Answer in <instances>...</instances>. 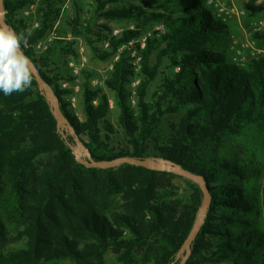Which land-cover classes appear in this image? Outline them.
I'll return each instance as SVG.
<instances>
[{"label":"trees","instance_id":"1","mask_svg":"<svg viewBox=\"0 0 264 264\" xmlns=\"http://www.w3.org/2000/svg\"><path fill=\"white\" fill-rule=\"evenodd\" d=\"M65 1L2 0L6 26L30 33L23 52L80 143L89 150L87 141L114 133L107 120L112 94L126 157L160 158L203 177L211 201L185 264H264V55L243 67L233 63L230 23L207 0H93L89 19L76 0L75 13L61 17ZM159 23L164 32L153 31L140 50L135 42ZM111 24L123 30L113 35ZM73 38L112 65L101 85H92L94 72H81V119L67 100L74 91L60 85L75 79L57 62L77 58ZM251 38L264 46V33ZM163 59L170 73L148 100ZM167 116L178 120L165 135ZM75 146L74 136L57 128L35 78L23 93L0 92V264H105L107 254L116 264H179L203 203L199 186L128 164L90 168L76 161ZM90 153L95 161L116 159Z\"/></svg>","mask_w":264,"mask_h":264},{"label":"rangeland","instance_id":"2","mask_svg":"<svg viewBox=\"0 0 264 264\" xmlns=\"http://www.w3.org/2000/svg\"><path fill=\"white\" fill-rule=\"evenodd\" d=\"M214 2L219 3L220 5H223L227 10L233 11V13H229L228 18L226 21H229L231 26V34L228 37V45H229V53L231 55H234V52L236 49H243L242 45L247 40L254 41V45L256 48H259L261 50H264V46H257L255 40H253L252 37V27L253 24L259 20L264 21V18L261 16L264 14V0H260L258 4H250L248 0H214ZM77 7L81 10L80 14L83 19H89L94 11V1L93 0H76ZM74 4L72 3V0H66L64 6L61 10V17L64 16H71L75 13ZM108 7V5H107ZM33 9V7H31ZM27 14V12H25ZM93 23L96 25H102L104 24V21L100 19H94ZM111 27H113V33L114 31H122L123 27H119L118 25L111 24ZM133 27L130 25V28ZM156 31L159 33L164 32V26L162 23L156 24L154 26H151L149 29L146 30V32L143 34V36L135 43L139 44V49L142 50L145 46L146 39L148 37H151L152 32ZM112 33V34H113ZM55 36L54 33H52L50 36L45 38L43 41H41V48H38V44L36 46L37 51H43L42 47L47 46L50 42H48V39ZM74 41V50L77 53V58H63L58 59L57 62L59 66L61 67L62 71L69 74L71 77L75 79V82L71 85L67 81H61L60 85L63 89L65 88H71L74 92L71 96L67 98V100L70 102L71 107L74 109V112L77 114V116L81 119L83 117L82 115V104H81V96H80V89L79 85L81 84V72L82 71H92L94 72L97 77L92 80V85H101L104 79L107 77L109 71L111 70V62H99L92 58V54L88 47L85 45V42L81 38H73ZM134 43H129V46H132ZM108 46L107 43L103 45L104 48ZM156 54L157 52H154L150 59V65L153 66L156 63ZM245 54H247V57H250V50L246 49ZM132 60V65L134 68L135 74H137L140 70V56L135 50L134 52L130 53ZM233 58V57H232ZM252 58V57H250ZM169 66L168 60L163 59L160 67L158 69L159 74L155 78V80L151 83L150 87L148 88V95L147 99L150 100L152 94H154L158 87L160 86L162 79L164 77V74L168 75L170 73V69L167 68ZM174 73L177 72V69L173 70ZM139 82V79L136 77L133 82L129 85V88L134 91L135 87L137 86ZM110 99V112L107 117V120L111 123L114 133L108 134L104 131H102L99 135H97L93 140L87 141L89 144V150L93 152V154L96 157H103V158H109V157H126L130 153V147L127 144L126 137L121 130L120 126L118 125V114L119 110L114 105L112 94L109 93ZM130 104L134 106L135 99L134 97L131 98ZM178 120V116H167L164 120L162 131L166 135L167 134V124L168 123H174ZM75 157H83L84 153L76 148L74 151ZM151 159H154L153 157H150ZM160 159V158H156ZM114 160V159H112ZM14 236V232L10 231V237ZM12 242V241H10ZM60 264H71L70 262H62ZM105 264H116L114 261V258L112 254H107L105 256Z\"/></svg>","mask_w":264,"mask_h":264},{"label":"water","instance_id":"3","mask_svg":"<svg viewBox=\"0 0 264 264\" xmlns=\"http://www.w3.org/2000/svg\"><path fill=\"white\" fill-rule=\"evenodd\" d=\"M5 18V12L3 8V2L0 0V27L8 29L4 22ZM33 75L34 78L37 82L38 88L40 91H42L45 99L47 102H49L50 107L52 109L53 117L56 120L57 123V128L62 131L65 130L66 132L68 131L71 135L74 136L75 139V147H72V150L74 151L76 148L80 149L83 153V157H75L76 161L79 164L85 165L90 168H113L116 167L120 164H128V165H133L136 167H143L145 169L153 170V171H162V172H169L173 173L175 175L181 176L189 181H192L196 183L199 186V189L201 190L203 194V203L201 205V208L199 210V213L197 215V219L195 221V224L193 225L191 231L189 232L182 248L180 251V254L182 255L181 261L179 264H185L186 260L188 259L191 250L190 246L198 233L205 215H206V210L208 206L210 205L211 197L210 194L206 188L205 182L203 180L202 176L195 175L192 173H189L187 171H184L180 169L178 166L168 162L164 161L162 159H151V158H146L143 160H138V159H132L128 157H120L116 158L114 160H109V161H95L91 157L90 151L85 148L79 141V139L76 137L74 134L72 128L68 125L67 121L64 119L60 109H59V104L57 98L54 96L53 91L51 90L50 86L39 76L37 70L33 66Z\"/></svg>","mask_w":264,"mask_h":264},{"label":"clouds","instance_id":"4","mask_svg":"<svg viewBox=\"0 0 264 264\" xmlns=\"http://www.w3.org/2000/svg\"><path fill=\"white\" fill-rule=\"evenodd\" d=\"M28 35L0 27V92L6 97L32 86L33 64L22 47L27 45Z\"/></svg>","mask_w":264,"mask_h":264},{"label":"built area","instance_id":"5","mask_svg":"<svg viewBox=\"0 0 264 264\" xmlns=\"http://www.w3.org/2000/svg\"><path fill=\"white\" fill-rule=\"evenodd\" d=\"M207 4L212 6L213 8V13L217 16V18L225 21L228 18L229 13H233V11L227 10L223 5H220L219 3L214 2V0H207ZM36 26V25H35ZM129 29H133V27H130ZM252 34H260L264 33V21L259 20L253 24L252 27ZM119 31H114L113 35H118ZM51 41V38L48 39V42ZM46 45L42 47L43 50L46 49ZM242 47L243 49H236L234 52L232 62L235 63L236 65L243 67L247 63V61L250 59V57H257L264 55V50H261L259 48H256L254 45V41L252 40H247ZM38 48H41V43L38 45ZM248 49L250 50V57H247V54H245V50Z\"/></svg>","mask_w":264,"mask_h":264}]
</instances>
